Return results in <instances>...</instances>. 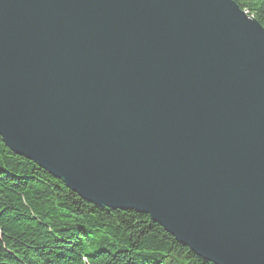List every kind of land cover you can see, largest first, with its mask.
Returning a JSON list of instances; mask_svg holds the SVG:
<instances>
[{
    "label": "water",
    "instance_id": "95a60500",
    "mask_svg": "<svg viewBox=\"0 0 264 264\" xmlns=\"http://www.w3.org/2000/svg\"><path fill=\"white\" fill-rule=\"evenodd\" d=\"M0 136L214 264H264V26L235 0H0Z\"/></svg>",
    "mask_w": 264,
    "mask_h": 264
},
{
    "label": "trees",
    "instance_id": "16d2710c",
    "mask_svg": "<svg viewBox=\"0 0 264 264\" xmlns=\"http://www.w3.org/2000/svg\"><path fill=\"white\" fill-rule=\"evenodd\" d=\"M264 26V0H235ZM0 264H214L150 215L83 199L0 136Z\"/></svg>",
    "mask_w": 264,
    "mask_h": 264
}]
</instances>
